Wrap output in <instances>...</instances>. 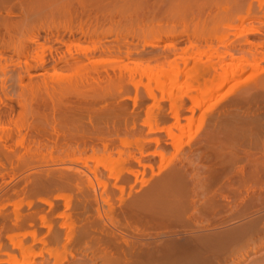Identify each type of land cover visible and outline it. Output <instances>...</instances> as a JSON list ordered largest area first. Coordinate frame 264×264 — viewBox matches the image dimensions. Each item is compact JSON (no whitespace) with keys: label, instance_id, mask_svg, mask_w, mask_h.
Instances as JSON below:
<instances>
[{"label":"rangeland","instance_id":"obj_1","mask_svg":"<svg viewBox=\"0 0 264 264\" xmlns=\"http://www.w3.org/2000/svg\"><path fill=\"white\" fill-rule=\"evenodd\" d=\"M39 1L0 0V17L6 13L10 19L19 21L23 17L35 16L31 18L30 26L47 22L46 14L34 12L36 4L43 0ZM66 1L71 5L73 2L78 8L84 5L92 9L94 5V10L104 8L105 12L106 8L113 9L112 15L110 13L106 18L97 16L98 23L107 27L111 46L121 41L124 49L126 46L140 49L143 34L159 23L184 27L190 32L198 30L201 33L203 30L202 22L196 19L171 22L143 16L141 12L148 0H121L123 3L117 5H114L115 0H96L94 4L92 1ZM105 13L108 14V11ZM56 14L62 16L60 13L54 16ZM77 20L72 21L76 23ZM46 31L43 29L40 32L45 35ZM181 37L180 40H171L174 44L171 52L155 56H94L96 66L90 75L85 74L82 76L84 79L77 78V85H72L82 93L84 81L90 79L89 82L97 89L92 91L91 97L80 95L79 98L91 102V114L72 115L73 119L70 112L47 108L43 111L46 118L42 113L44 120L40 117L47 124H41L46 132L43 137L35 133V125L41 126L39 123L42 121L37 113L28 111L31 104L34 106L35 99L26 95L24 105L16 106L20 112L12 116L11 123H1L5 129L0 131V135L10 127L16 136L11 143L27 156L0 158V211H9L16 206L25 209L29 202L38 204L42 198H49L64 207V199L59 198L57 193L70 194L72 204H75V194L79 189L72 184H62L57 177L63 175L57 174L59 171L71 172L68 166L73 165L88 173L94 182L99 178L107 183L106 189L112 200L105 199L106 210L115 214L124 211L126 235L154 238L163 235L162 240L173 245L175 258L179 256L178 247L185 245L184 240L194 239L188 236L200 235L202 231L204 235L211 231L224 233L231 227L242 228L249 223L247 221L264 218V36L249 35L253 40L263 41L257 44L259 63L211 91L200 105L195 104L194 95L197 92L191 89L207 86L202 81L205 68L200 69L197 77H190V73L178 77L177 67L186 56L193 60L197 58L207 65L216 59V52L223 48V44L221 41L205 42L199 36L186 38L184 31ZM37 47L32 46L34 49ZM232 62L230 57L224 58L227 68ZM105 67H120L122 77L118 78L113 72L110 77L106 76ZM45 70L48 75L55 76L70 74L74 69L48 66ZM77 96L75 93L70 95L72 98ZM26 107L29 113H24ZM21 108L25 110L21 111ZM106 119L110 130L107 134L111 139L106 149L98 138L92 147L78 150L70 139L71 133L94 132L104 125ZM51 125L55 126L56 132L51 130ZM20 132L24 135L22 142L21 136H18ZM66 144L70 146L66 147ZM49 170L56 172V176L53 173L49 176ZM49 177L55 181L50 179L48 182L46 178ZM96 187L102 190L105 186L101 183ZM160 195L162 201L165 200L162 205ZM154 197L155 200H152ZM140 198H149L153 202L147 209L141 210L136 207ZM166 202L172 203L167 205ZM43 207L47 208V205ZM79 231V227L74 229V233ZM181 236L184 240L179 238ZM262 237L264 240V231ZM250 239V243L244 246L251 251L253 243ZM224 251L225 247L216 254L221 255ZM210 255L205 254L201 260L205 257L209 259Z\"/></svg>","mask_w":264,"mask_h":264},{"label":"bare ground","instance_id":"obj_2","mask_svg":"<svg viewBox=\"0 0 264 264\" xmlns=\"http://www.w3.org/2000/svg\"><path fill=\"white\" fill-rule=\"evenodd\" d=\"M74 1H92L94 4L96 0ZM122 1L115 0L114 5L122 4ZM39 4H36L34 8L35 14H46L44 17L49 21L38 22L35 26H30V20L35 16L27 15L28 17H23L19 21L10 19L6 13L0 17V94L3 93L0 95V131L5 129L2 122L10 124L12 116L20 112L16 106L24 105L23 101L26 102V95L35 99L34 106L30 103L31 101L29 102L32 107L30 110V106H28V111L37 113L36 116L39 118L43 114L45 117L46 113L43 111L47 108L52 111L58 109L70 112L72 118L77 114L89 116L92 111L91 102L87 99L82 101L79 98L82 95L89 98L92 91L97 89L92 86V82H89L90 79L84 81L85 83L81 87L84 91L82 93L79 88H75L79 92L73 91L72 85H77L79 81L77 78L84 79L82 76L90 75L96 66L94 56H131L134 54L155 56L164 52L168 53L174 49L171 40H180L183 31L186 38L199 36L205 42L221 41L223 44V48L216 52V59L207 65L197 58L193 60L186 56L183 63L177 67L178 77L186 73H190V77H197L200 69L205 68L202 81L207 86L191 89L197 92L194 95L196 105L203 103L211 91L259 63L256 55L257 44L263 41L261 39L253 40L249 38V35L264 36V0H152L151 2L148 0L145 9L141 12L143 16L154 20H170L171 22L185 18L196 19L202 22L203 30L198 33V30L190 32L184 27H177L170 23L155 24L152 25L148 33L143 34V43L140 49L130 46H126L124 49L121 41L113 44V47L111 46L107 27H104L101 22L99 24L97 17L102 15L106 18L110 13L112 15L113 9L111 8H106L108 11L106 14L107 11L104 12V8L94 10V5L92 9L84 5H80L78 8L73 2L71 5L66 0H43ZM8 12L10 13L7 10ZM55 13H60L59 15L62 14V16H57V14L54 16ZM75 19H78L76 23L72 21ZM43 29L48 30L45 35L40 32ZM235 35L236 37L233 38ZM164 40L168 42L165 44L156 43ZM235 43L238 45L233 46ZM33 45H37V49L32 48ZM154 47L158 49L153 50ZM226 57L233 60L229 68L224 63ZM113 61H118V59ZM48 66L74 70L67 75L50 76L45 70ZM111 72L118 78L122 77L120 67L104 68L106 76L110 77ZM39 75H43V77L39 78ZM73 93L76 96L79 94L77 98L70 97ZM25 105L27 106V104ZM25 109L24 113H26L27 107ZM24 110L21 108V111ZM41 118L44 120L43 117ZM42 123L47 125L43 121L39 125ZM107 123L106 119L104 125L94 132L91 130L73 132L70 139L80 150L88 146L92 147L93 142L99 138L103 149H106L110 144L109 140H111L107 134L110 132ZM35 126L37 135L39 134L41 137L46 135L42 125ZM51 130L56 132L54 125H51ZM4 133L2 132L0 135V158L13 155L21 158L23 153H20L11 143L15 136L13 130L9 127ZM47 134L49 133L47 132ZM49 135L46 137L50 138ZM18 136H21L20 142H22L24 135L20 132ZM68 146L70 144H66V147ZM23 155L27 156V154ZM32 155L31 152V157ZM68 168L71 172L62 173L59 171L57 174L63 175L57 177L62 184H72L79 189L75 194V204H72L70 194L57 193L59 198L64 199V207L49 198L47 200L42 198L37 202L38 204L29 202L25 209H20V206L15 205L16 207L14 206L15 208L12 210L0 211V264H264V240L263 237L261 238L262 231H264V227H262L264 218L247 221L249 223L244 226L245 228L237 226V229L235 227L232 229L231 227L228 231L223 230L227 231L224 233L211 231L212 234L207 232L204 235L203 231L202 233L200 231L201 234L198 231L200 235L188 236L194 237L190 240L188 238V241L183 239L184 236L183 238L181 236L179 238L184 240L185 245L178 247L179 256L175 258L173 245L171 242L162 240L163 235H157V238L126 235L128 230L124 226V211L115 214L106 210L105 199L110 201L112 196L107 191V183L104 180L98 178L94 182L83 169L73 165ZM72 169H75V172ZM48 173L50 176L53 172L49 170ZM53 174L56 176V172ZM47 178L48 182L50 179L51 182L55 181L50 177ZM94 178H96V174H94ZM101 183L105 186L102 190L96 187ZM148 197L150 198V196ZM149 198H140L136 207L141 210L147 209L150 203L152 204V200H155L154 197L151 202ZM163 198L167 199L164 196ZM160 200L162 201L161 195ZM168 203L166 202L167 205ZM166 204L164 205L167 207ZM43 205H47V208H44ZM169 210L174 213L170 208ZM76 227L80 229L78 233H74ZM202 227L200 226L201 230ZM173 230L174 233L175 229ZM247 238L252 239L251 251L244 246V244L250 243L249 239L245 242ZM181 240L179 239V241ZM176 242L178 243V241ZM242 245L245 248H242ZM224 247L226 250L224 253L216 254ZM207 253L212 255L209 259L205 257L202 261V257Z\"/></svg>","mask_w":264,"mask_h":264}]
</instances>
